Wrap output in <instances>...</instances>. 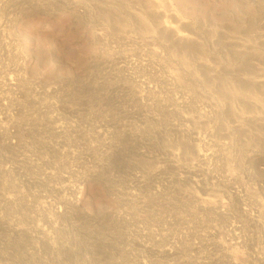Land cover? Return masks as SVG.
<instances>
[{"label":"rangeland","instance_id":"374dc122","mask_svg":"<svg viewBox=\"0 0 264 264\" xmlns=\"http://www.w3.org/2000/svg\"><path fill=\"white\" fill-rule=\"evenodd\" d=\"M0 264H264V0H0Z\"/></svg>","mask_w":264,"mask_h":264},{"label":"built area","instance_id":"2783aa9c","mask_svg":"<svg viewBox=\"0 0 264 264\" xmlns=\"http://www.w3.org/2000/svg\"><path fill=\"white\" fill-rule=\"evenodd\" d=\"M8 199L12 200V198H8ZM7 202H9V201H7Z\"/></svg>","mask_w":264,"mask_h":264}]
</instances>
